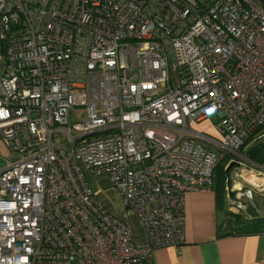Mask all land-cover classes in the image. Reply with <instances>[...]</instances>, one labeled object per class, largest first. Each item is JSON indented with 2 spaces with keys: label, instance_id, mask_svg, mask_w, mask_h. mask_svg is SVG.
<instances>
[{
  "label": "built area",
  "instance_id": "built-area-1",
  "mask_svg": "<svg viewBox=\"0 0 264 264\" xmlns=\"http://www.w3.org/2000/svg\"><path fill=\"white\" fill-rule=\"evenodd\" d=\"M212 114L214 134L195 128ZM263 124L256 0H0V139L22 153L0 169V264H145L181 245L211 145L233 154Z\"/></svg>",
  "mask_w": 264,
  "mask_h": 264
},
{
  "label": "crops",
  "instance_id": "crops-1",
  "mask_svg": "<svg viewBox=\"0 0 264 264\" xmlns=\"http://www.w3.org/2000/svg\"><path fill=\"white\" fill-rule=\"evenodd\" d=\"M12 152L0 139V169ZM225 210L213 189L185 193V242L156 247L145 264H264V226L254 233H226Z\"/></svg>",
  "mask_w": 264,
  "mask_h": 264
},
{
  "label": "rangeland",
  "instance_id": "rangeland-1",
  "mask_svg": "<svg viewBox=\"0 0 264 264\" xmlns=\"http://www.w3.org/2000/svg\"><path fill=\"white\" fill-rule=\"evenodd\" d=\"M77 110L80 114L83 113L81 107ZM216 120L217 115L212 114L208 119L204 120L203 122L197 123L195 125V128L200 130L204 134H214L215 129L212 127L211 123H215ZM261 132L263 131L259 130L258 132H254L253 134H251L249 139H247L240 148L234 150V153L237 154L225 153L217 146L211 145L212 150H214L218 155L223 154V156H226L227 154L230 159H234L240 162V164L232 166L228 170L227 174L225 172V167L228 162L224 165V170V161H219L213 169L212 189L215 193L217 190L219 199L218 203L221 210L228 209V207L231 206L230 211L242 212L245 215H251L250 208H252L257 214L264 215V161L260 165L259 163L250 160L245 153V151L250 146L252 147L254 146V144H259L264 140V136ZM194 140L201 142L204 145L206 144V141L200 138H194ZM58 148L65 149L66 146L64 144H59ZM258 151L262 152V149L260 148L258 149ZM11 155L12 156L9 161L22 156V153L13 151ZM91 185L97 192L99 198L102 199L107 209L112 214L121 217L125 209L121 203L119 195L110 186L107 178L102 176L95 178L91 181ZM227 185L229 189H227ZM223 186L225 191L223 190ZM247 188H250L252 190V194L250 197H247L245 194V190ZM228 191H234L236 192V195H228ZM224 192L225 197H223ZM129 221L131 227L133 228L134 235L140 233L141 228L139 226L137 218L134 215H130Z\"/></svg>",
  "mask_w": 264,
  "mask_h": 264
},
{
  "label": "trees",
  "instance_id": "trees-1",
  "mask_svg": "<svg viewBox=\"0 0 264 264\" xmlns=\"http://www.w3.org/2000/svg\"><path fill=\"white\" fill-rule=\"evenodd\" d=\"M262 130V135L264 136V124L260 126L256 131ZM249 139V138H248ZM246 142V141H245ZM262 149V152L258 151V149ZM246 156L254 161L259 163L260 165L264 161V140L259 144H254V146H250L246 151ZM230 157L222 156L220 158V162L224 161L223 164V170L224 165L228 162ZM218 161V162H219ZM212 189V187H211ZM224 190V186H223ZM225 191V190H224ZM225 197V192L224 196ZM216 198L218 199V194L216 190ZM222 198V197H221ZM251 215H245L242 212H233L230 210H225V232L226 233H254L258 232L263 229L262 226H264V215H259L255 212L254 209L250 208Z\"/></svg>",
  "mask_w": 264,
  "mask_h": 264
},
{
  "label": "water",
  "instance_id": "water-1",
  "mask_svg": "<svg viewBox=\"0 0 264 264\" xmlns=\"http://www.w3.org/2000/svg\"><path fill=\"white\" fill-rule=\"evenodd\" d=\"M260 5H262L263 7H264V0H256ZM238 164H240V162L239 161H237V160H234V159H231V160H229L228 161V163H227V165H226V167H225V172H226V174L228 173V170L232 167V166H234V165H238ZM227 184H228V181H227ZM227 189H229L228 188V185H227ZM229 192V194L228 195H231V196H234V192H232V191H228Z\"/></svg>",
  "mask_w": 264,
  "mask_h": 264
}]
</instances>
